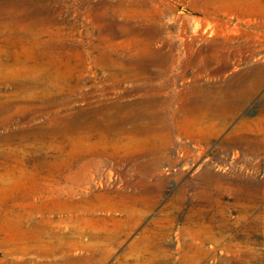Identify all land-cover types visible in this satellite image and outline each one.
<instances>
[{"label":"rangeland","instance_id":"obj_1","mask_svg":"<svg viewBox=\"0 0 264 264\" xmlns=\"http://www.w3.org/2000/svg\"><path fill=\"white\" fill-rule=\"evenodd\" d=\"M0 264H264V0H0Z\"/></svg>","mask_w":264,"mask_h":264}]
</instances>
